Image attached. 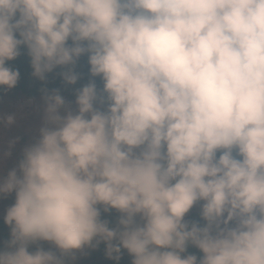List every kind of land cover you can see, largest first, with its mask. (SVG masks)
<instances>
[{
  "label": "clouds",
  "instance_id": "clouds-1",
  "mask_svg": "<svg viewBox=\"0 0 264 264\" xmlns=\"http://www.w3.org/2000/svg\"><path fill=\"white\" fill-rule=\"evenodd\" d=\"M22 55L75 99L0 113V264H264V0H0V91Z\"/></svg>",
  "mask_w": 264,
  "mask_h": 264
},
{
  "label": "trees",
  "instance_id": "trees-1",
  "mask_svg": "<svg viewBox=\"0 0 264 264\" xmlns=\"http://www.w3.org/2000/svg\"><path fill=\"white\" fill-rule=\"evenodd\" d=\"M10 66L14 68H19V70L21 71V80L17 88L14 90L22 93L26 97H29V98L40 97L39 89L41 87L47 86L48 88H60L62 91V94L65 97L74 101L75 88L65 87L63 85L62 80L57 74L54 73L49 76L47 85H44L40 81L34 79L32 77V69L30 67V62L26 55H22L16 61L10 62ZM77 70L82 73L83 78L80 81V83L76 85L75 87H80V85L86 83L88 80V66H87L86 57L81 59ZM97 83H99V81H97ZM4 95H5V92L0 91V99H2ZM192 216L193 217L197 216V210L193 211ZM117 217H118V214L113 212L111 216H108L106 218L110 219L114 225ZM8 235H9V229L3 223V218H2L0 219V242L7 239ZM189 251L196 252L197 254H199L198 250L196 249L190 248ZM82 264H113V262L106 258L104 254V246L101 245L98 250L91 252L89 257L82 261ZM121 264H131V258L127 255L126 252L123 255Z\"/></svg>",
  "mask_w": 264,
  "mask_h": 264
},
{
  "label": "rangeland",
  "instance_id": "rangeland-1",
  "mask_svg": "<svg viewBox=\"0 0 264 264\" xmlns=\"http://www.w3.org/2000/svg\"><path fill=\"white\" fill-rule=\"evenodd\" d=\"M69 101H73L66 97ZM74 102V101H73ZM40 106V97L29 98L23 95L22 93L11 90L5 92V95L0 99V113L3 114H12L18 113L23 116L26 113L32 112L33 108L38 109ZM39 122V115H30L26 121H22L18 127H14L9 133L10 136H20L22 137L21 144H19L14 152V159L19 156L20 149L23 144L26 143L30 137L27 134V128L31 125H36ZM14 161L9 162V167L12 166ZM14 198H9L7 200L0 201V219L3 218L5 209L13 202ZM48 247V245H45Z\"/></svg>",
  "mask_w": 264,
  "mask_h": 264
}]
</instances>
